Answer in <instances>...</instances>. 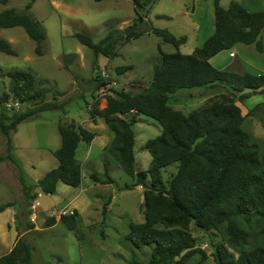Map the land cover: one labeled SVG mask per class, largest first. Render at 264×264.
<instances>
[{
	"label": "rangeland",
	"instance_id": "rangeland-1",
	"mask_svg": "<svg viewBox=\"0 0 264 264\" xmlns=\"http://www.w3.org/2000/svg\"><path fill=\"white\" fill-rule=\"evenodd\" d=\"M30 1L10 0L7 5H0V11L8 8L24 11ZM233 3H239L250 12L264 11V0H221L220 5L228 9ZM31 12L47 32L43 55L35 53L36 43L23 28L0 29V37L18 53L17 56L0 53V114L12 118L32 107L21 103L18 111L7 108L8 103L15 101L13 83L7 76L12 70H30L39 80L48 81V84L43 83L49 89L47 101H71L65 111L44 112L18 125L11 137L14 162L7 158L8 138L0 128V205L13 204L0 214V257L8 254L23 237L32 246L34 264H146L150 260L151 247L137 249L127 240L130 225L145 221L144 188L136 186V180L126 174L112 156L109 147L114 133L104 119L99 118L94 123L90 110L94 108L95 97L100 109L107 106V96L115 95L109 89L135 94L149 87L153 67L160 61L159 46L164 53L179 51L185 55L201 48L215 31L214 0H158L141 11L143 20L130 0H35ZM130 27H137L135 32L145 33L138 38L128 37L134 32L125 34L124 30ZM152 29H166L185 40L176 48L149 33ZM111 32L119 55L112 60L104 56L97 58L104 83H108L105 90L98 91V83L93 81L96 57L75 35L87 34L99 42ZM261 40L264 45V31ZM69 55L74 58H68L66 63ZM210 63L219 70L264 74V51L260 52L255 45L238 44L218 54ZM124 66L130 69L119 74L118 67ZM225 95H230L226 85L182 90L172 95L170 105L187 115L213 101H222ZM238 105L244 115L262 106L258 117L247 116L243 124V129L256 138L262 155L264 94L252 93ZM60 122L82 125L96 133V137L91 144L82 142L76 153L83 167L82 185L72 188L59 183L56 194L45 195L37 184L58 166L53 153L61 146ZM160 134L161 127L153 119L138 118L134 150L138 171L150 167L152 157L144 147L147 141ZM176 171L177 165H173L163 173L165 184ZM93 174L98 176L99 182L92 178ZM21 177L32 193L38 194L31 206L26 202ZM108 179L111 184L103 185ZM75 210L79 212L80 223L78 230L72 231L60 219ZM52 217L57 223L49 227ZM263 229L264 221L255 222L249 229L251 247L264 242ZM190 231L207 259L196 254L185 264H217L214 252L218 244L225 243L222 232H204L194 224ZM230 251L238 256L232 248Z\"/></svg>",
	"mask_w": 264,
	"mask_h": 264
},
{
	"label": "trees",
	"instance_id": "trees-1",
	"mask_svg": "<svg viewBox=\"0 0 264 264\" xmlns=\"http://www.w3.org/2000/svg\"><path fill=\"white\" fill-rule=\"evenodd\" d=\"M140 20L141 11L156 4L158 0H130ZM10 0H0L7 5ZM221 0H214L215 31L197 48L193 54L185 55L177 51L164 53L159 46L160 61L153 67V80L149 87L138 93L116 91L107 96V106L99 108L95 97L90 116L94 123L99 118L114 133L109 147L112 156L121 164L126 174L136 180V186L144 188L143 211L145 221L130 225L127 240L137 249L151 247L150 260L146 264H185L196 254L207 259L206 253L197 247L190 227L210 232L221 231L225 243L218 244L214 252L217 264H264V242L251 247L249 229L257 221H264V153L259 154L256 138L243 129L247 116L258 117L261 105L243 115L238 102H244L252 93L264 94V74L219 70L212 66L211 59L223 51L232 50L238 44L255 45L262 52L264 45L261 35L264 31V11L250 12L239 3L225 9ZM35 0H31L24 11L8 8L0 11V29L23 28L36 43L35 53L44 54L43 44L47 32L31 10ZM144 31L134 32L128 37L138 38ZM164 43L178 48L185 40L176 37L169 30L149 31ZM77 40L91 49L96 57L93 81L97 90L106 89L97 58L104 56L115 59L114 33L95 42L91 36L78 33ZM0 53L17 56V51L0 37ZM74 58V55L68 56ZM128 66L118 67L123 74ZM12 80L15 101L32 107L23 114L8 118L0 114V128L8 138L7 158L14 159L12 133L24 121L48 111H65L71 99L63 102L47 101L49 89L35 73L28 70H12L7 73ZM226 85L229 96L189 114L175 110L170 105L172 95L182 90L217 88ZM140 116L153 119L161 127V134L146 142L144 149L152 157L146 171H138L135 159V126ZM11 121L7 123V121ZM61 146L53 155L58 166L38 181L37 186L45 195H54L59 183L78 188L83 181L82 163L76 153L84 142L91 144L96 133L74 122H60L58 126ZM173 165L177 171L165 184L163 173ZM92 178L99 182L97 175ZM110 179L103 185L111 184ZM23 191L28 205H32L38 194L21 177ZM108 204L104 206V212ZM13 207L12 203L0 205V214ZM60 221L70 230L77 231L80 215L77 210L62 215ZM57 219H49L52 227ZM264 234V229H263ZM232 248L238 256L230 251ZM0 264H34L32 246L19 238L13 249L0 257ZM130 264H140L132 262Z\"/></svg>",
	"mask_w": 264,
	"mask_h": 264
},
{
	"label": "built area",
	"instance_id": "built-area-1",
	"mask_svg": "<svg viewBox=\"0 0 264 264\" xmlns=\"http://www.w3.org/2000/svg\"><path fill=\"white\" fill-rule=\"evenodd\" d=\"M109 86H112V85H109ZM7 108L18 111L21 108V103L19 101L10 102V103L7 104Z\"/></svg>",
	"mask_w": 264,
	"mask_h": 264
},
{
	"label": "water",
	"instance_id": "water-1",
	"mask_svg": "<svg viewBox=\"0 0 264 264\" xmlns=\"http://www.w3.org/2000/svg\"><path fill=\"white\" fill-rule=\"evenodd\" d=\"M137 30V27H130L124 30L125 34L131 33V32H135Z\"/></svg>",
	"mask_w": 264,
	"mask_h": 264
},
{
	"label": "crops",
	"instance_id": "crops-1",
	"mask_svg": "<svg viewBox=\"0 0 264 264\" xmlns=\"http://www.w3.org/2000/svg\"><path fill=\"white\" fill-rule=\"evenodd\" d=\"M233 54H234V53H233ZM216 57H217V56H216ZM211 60H212V59H211ZM239 67H240V64L238 65V69H239ZM242 70H243V69H242ZM234 72H237V73H240V74H241V73H242V74H245V73H246V72L244 73V70H243V72H239V70H235ZM259 74H262V73H259ZM242 112H243V111H242ZM243 115H244V114H243Z\"/></svg>",
	"mask_w": 264,
	"mask_h": 264
}]
</instances>
